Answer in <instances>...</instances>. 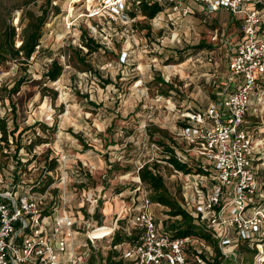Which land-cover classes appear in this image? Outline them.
Returning <instances> with one entry per match:
<instances>
[{
    "label": "built area",
    "instance_id": "2783aa9c",
    "mask_svg": "<svg viewBox=\"0 0 264 264\" xmlns=\"http://www.w3.org/2000/svg\"><path fill=\"white\" fill-rule=\"evenodd\" d=\"M141 1L98 0V8L89 10L86 17L120 22L133 31L136 18L127 9ZM146 1L167 6L164 14L169 19L176 13H190L194 3L208 12L227 10L238 21V30L222 46L226 73L213 85L207 106L184 108L177 117L174 132L179 142L171 146L173 156L199 171L169 167L179 176L184 210L218 241L223 254L219 264H239L242 245L255 251L251 264H264V181L260 177L264 172V123L258 120L264 117V0ZM66 17L71 32L77 19ZM87 24L103 44H112L117 32H105L94 21ZM202 52L213 61L205 50L185 61L194 57L200 61ZM127 58L123 50L121 61ZM249 115L254 116L252 121ZM63 148L50 152L57 166L46 172L50 183L45 189H37L35 176L24 175L15 181L12 174L0 171V264H105L110 249L128 264H217L214 246L206 239L172 236L163 229L153 211L151 189L139 176L140 169L153 159L143 163L139 159L133 171L116 174L115 186L109 178L113 166L109 159L100 181L82 185L94 177L95 166L84 158H73ZM113 148L110 145L107 150ZM73 197L79 200L77 210L70 206ZM110 203L111 221L106 222L105 211H100L98 219L100 205ZM121 219L128 220V234L132 227L144 231L138 243H110ZM106 228L109 234L105 235Z\"/></svg>",
    "mask_w": 264,
    "mask_h": 264
},
{
    "label": "rangeland",
    "instance_id": "374dc122",
    "mask_svg": "<svg viewBox=\"0 0 264 264\" xmlns=\"http://www.w3.org/2000/svg\"><path fill=\"white\" fill-rule=\"evenodd\" d=\"M24 1L0 0V28L7 19L20 31L19 18L22 9L16 7L23 6ZM43 1L30 3L28 7L38 11ZM59 2L62 13L55 16L52 12L44 30L41 40L44 51L36 53L28 64L9 61L0 66V98H3L0 103V116H4V106L10 105L9 88L19 78H24L20 90L12 96L17 107L16 122L21 128L33 127L24 135L26 142L34 136L49 138V146L46 142L40 148L36 147L38 153H35V160L27 164V175L39 174L47 150L58 152V149L64 147L73 158H84L95 166L94 179L97 182L102 179L109 159L114 165H118L116 169L112 166V172H109L113 186L117 182L116 174L124 168L133 171L139 159L142 163L153 159L158 160L165 168L168 186L171 189L179 188V176L168 167L163 147L155 142L161 135L154 128L165 129L171 136L176 137L175 125L181 111L187 107L205 108L211 98L213 85L220 75L226 73L223 47L228 37L236 31L230 25L232 17L221 11L208 12L201 5L192 3L194 14L176 13L172 19L162 14L151 23L145 21L138 24L137 31L133 32L125 29L120 22L88 19L87 12L98 8V0ZM66 14L69 16L68 21L74 17L80 22L94 21L105 32H117L115 37L119 39V43H114L112 48L115 51L111 53L99 51L87 56L97 72H84L86 66L71 58L72 66H66L57 81L46 82L42 75L47 70L51 57H59L61 62H67L62 56L61 48L73 38V33L67 28ZM11 16L12 20L9 18ZM138 20L144 19L139 15ZM143 26H149V35H146L147 30ZM174 38L179 41H173ZM201 41L212 45V62L207 60L205 52H202L200 61H196L194 57L192 61L187 60L182 64L172 57L176 55L172 45L196 46ZM161 42L166 46H159ZM18 43L17 39L16 44ZM123 50L128 52L129 59L120 65L118 58L122 56ZM166 79L176 85L174 93L163 94L166 88L162 80ZM105 80L111 82L107 83ZM253 118L252 115L248 116L250 121ZM258 120L264 123V117ZM44 124L54 126L56 132L44 129ZM105 129L107 134L103 133ZM113 138L117 143L112 145L114 150L109 151L105 146V139L112 141ZM175 141L179 142L178 139ZM166 142L174 144L168 139ZM32 155L23 152V162H27ZM122 155L124 157L119 160ZM0 160L4 161L5 157ZM4 167L6 168L3 173L9 175L15 169V164L10 162ZM260 177L264 181V174L261 173ZM130 188L131 186L127 193ZM78 202L73 197L70 206L77 210ZM112 203L100 205L103 209H98V219L100 211H105L106 207L111 209ZM166 210V207L153 205V211L159 218L164 217ZM106 214V222H110L113 215L110 210ZM244 257L240 252L239 264H248L243 261Z\"/></svg>",
    "mask_w": 264,
    "mask_h": 264
},
{
    "label": "trees",
    "instance_id": "16d2710c",
    "mask_svg": "<svg viewBox=\"0 0 264 264\" xmlns=\"http://www.w3.org/2000/svg\"><path fill=\"white\" fill-rule=\"evenodd\" d=\"M38 1L39 0H25L23 6L20 5L16 7L17 9H22V13L19 18L20 31L17 30L13 22H9L7 19L5 20L4 25L0 28V66L6 65L9 61L14 63L17 62L20 64H28V61L36 53L44 51L41 40L44 35L45 27L49 23V18L52 12L53 14H55V16L62 13V6L59 0H44L42 4H40L38 11L28 7L30 3H36ZM55 1H57V3H54ZM166 9L167 6H164L157 2H148L146 0L141 1L139 4L131 5L127 9V11L132 18H136V21L133 23L130 29L133 30V32H136L138 29V24L145 21L151 23L162 14H164L166 12ZM219 11L225 14H229L232 17L230 25L234 26L235 30H238V21L234 20L232 14L224 9L217 10L215 12ZM190 13L194 14L195 10H191ZM139 15H141L144 20H138ZM9 18L12 20V16ZM143 27L147 30L146 35H149V26ZM71 33H73V38L69 39L68 42H66L65 45L61 48L63 52L62 56L67 59V62H61L59 57H51L49 66L42 75V78L46 82L57 81L63 75L65 67L72 66L70 63L71 58L74 59L77 63L86 66V70H83L84 72H92L93 70L97 72V70L94 69V66H92V64H90V62L88 61L87 56L99 51H102L103 53H111L115 51L114 48H112V46H114V43H119V39L117 37H113V44H111L110 46L103 44L97 36L90 33L87 21H76L74 26L72 27ZM17 39L20 43H18V45L16 44ZM159 46L165 47L166 45L164 44V42H161L159 43ZM172 47L173 51L176 52V55H172V57L179 60L177 63H182L189 57L196 56L203 50L211 51L212 45L206 44L205 41H201L196 46H182L175 44L172 45ZM128 59L129 58H127L126 62L128 61ZM126 62L121 61V56L118 58V63L120 65L125 64ZM25 69L27 68L25 67ZM23 81L24 78H19L17 81H15L13 86L9 88V99H7L10 105L9 107L4 106V116H0V158L5 157L4 161L0 160V171L3 175H5L3 173V170L6 167L4 166L8 165L10 162L13 165L15 164V169L11 171V174L14 176L15 181L22 180L24 175L28 174L29 169L27 167V164H30L33 160H35L33 159L34 157L36 158V155L34 154L31 158H28L27 162H23V152L27 154H33L35 153L36 147L46 142L49 143V138L42 136H34V138H31L29 142H26L24 139V135L27 130L33 127L25 126L24 128H21L16 122L15 116L17 115V107L15 102L12 100V96L20 90ZM170 81L162 80V84L166 88V91L163 92V94L165 95H167L169 92L174 93V89H176V85L172 83V81L170 83ZM105 82L110 83L111 81L105 80ZM2 99L0 98V103H2ZM43 127L44 129L51 130L53 133L56 132L54 126H46L44 124ZM154 129L161 135V137L159 139H156L155 142L163 147L164 157L165 161L168 164V167L169 164H172L175 169L180 171H199L197 167L180 163L173 156V148L171 147V145L177 143L175 141V136H171L165 129H161L159 127H156ZM103 133L107 134V130L105 129ZM151 133L152 135H154V132ZM77 137H79V135H77ZM167 139L169 141H173L174 144H167ZM105 142V146L108 147L117 143V140L114 139L112 141H107L105 139ZM85 145L86 144H84V146ZM50 152V150H47L44 153L41 170L39 174L35 176L36 182L34 183V185L37 186V189H45V187L50 183L49 180H46V177H50L47 176L46 172L54 170L57 166L56 161L50 158ZM113 166L115 169L118 168L117 164H113ZM111 170H109L108 172H112ZM129 170L130 169L128 168H124V170H122L121 172H126ZM80 174L81 176H85L83 172H81ZM166 175L167 174L165 168L159 164L158 160L152 163H146L139 171V176L142 183L146 187H149L152 191L151 199L155 203V205L159 204L167 208L166 212L164 213L165 215H167V217H161L159 220L162 222L163 229L172 236H199L206 239L214 246L217 264L221 263L222 260L220 259L223 254L218 241L214 238L211 231L205 228L184 210L182 206L183 195L180 181L178 185L179 188L175 189V187H172L171 189L167 184ZM8 176H10V174ZM88 180V182L82 183V185L87 183H97L94 177H90ZM116 188L117 190L122 189L118 186ZM127 225V219H121L119 221L118 228L110 238V243L112 245L121 243L125 245H134L141 240L144 231L142 229L132 227L131 233L128 234V231L126 229ZM240 251L242 252L243 256H245L243 261L251 264L255 251L250 249L246 245H242ZM98 256L101 258L102 256H104V254L98 253ZM105 256V264H128V261L119 258V252H117L116 250H108ZM91 264L97 263L92 261Z\"/></svg>",
    "mask_w": 264,
    "mask_h": 264
},
{
    "label": "bare ground",
    "instance_id": "6f19581e",
    "mask_svg": "<svg viewBox=\"0 0 264 264\" xmlns=\"http://www.w3.org/2000/svg\"><path fill=\"white\" fill-rule=\"evenodd\" d=\"M109 210H110V207H106V208H105V212H106V213H107ZM108 230H109V228H106V229L103 230V232L105 231V233H104L105 235H106V234H109V233H108V232H109ZM100 233H102V232H97L98 236H104V235H102V234H100Z\"/></svg>",
    "mask_w": 264,
    "mask_h": 264
}]
</instances>
